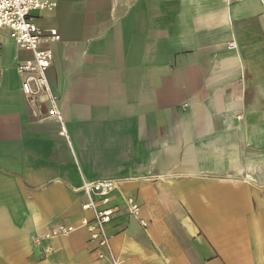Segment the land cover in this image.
Masks as SVG:
<instances>
[{"label":"crops","instance_id":"crops-1","mask_svg":"<svg viewBox=\"0 0 264 264\" xmlns=\"http://www.w3.org/2000/svg\"><path fill=\"white\" fill-rule=\"evenodd\" d=\"M43 1L68 139L21 93L30 54L2 32L0 264H108L84 229L34 243L91 220L83 181L117 183L122 264H264V0Z\"/></svg>","mask_w":264,"mask_h":264},{"label":"built area","instance_id":"built-area-1","mask_svg":"<svg viewBox=\"0 0 264 264\" xmlns=\"http://www.w3.org/2000/svg\"><path fill=\"white\" fill-rule=\"evenodd\" d=\"M126 5L136 0H120ZM55 3L43 0H0V34L5 32L17 49L30 54V58L16 64V72L21 77L20 90L29 103L37 108L44 107V117L55 121L60 127V136L68 139L64 119L59 107L58 99L51 93L47 70L53 60L52 51L42 46L44 42L56 43L60 37L55 29L47 31L38 27L32 20L31 14L37 11H52ZM230 43L227 49H233ZM113 181H83L80 192L86 197L81 206L83 211L92 214L91 220L82 219L78 227L55 225L39 237L34 239L35 244L56 236H68L71 233L84 229L91 241L98 248L97 258L106 259L108 264H122L111 252L106 226L110 223L113 211L105 207L110 194L116 189ZM98 198L99 200H95ZM124 205L130 215L138 216L139 206L131 197L124 199ZM141 226L146 223L139 220Z\"/></svg>","mask_w":264,"mask_h":264}]
</instances>
